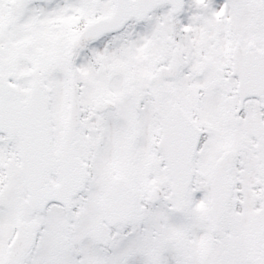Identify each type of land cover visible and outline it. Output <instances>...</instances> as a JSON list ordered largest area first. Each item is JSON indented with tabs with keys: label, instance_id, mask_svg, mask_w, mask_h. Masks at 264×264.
<instances>
[{
	"label": "snow or ice",
	"instance_id": "obj_1",
	"mask_svg": "<svg viewBox=\"0 0 264 264\" xmlns=\"http://www.w3.org/2000/svg\"><path fill=\"white\" fill-rule=\"evenodd\" d=\"M0 264H264V0H0Z\"/></svg>",
	"mask_w": 264,
	"mask_h": 264
}]
</instances>
